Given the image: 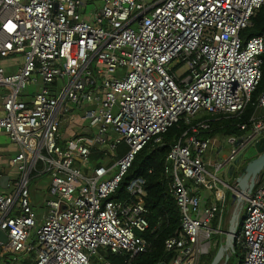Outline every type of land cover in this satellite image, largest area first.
Instances as JSON below:
<instances>
[{"label": "built area", "instance_id": "obj_1", "mask_svg": "<svg viewBox=\"0 0 264 264\" xmlns=\"http://www.w3.org/2000/svg\"><path fill=\"white\" fill-rule=\"evenodd\" d=\"M101 1L0 0V134L17 146L6 159L16 176L0 193L7 235L0 258L91 264L100 248L130 257L145 252L144 179L129 181L127 199L110 197L137 152L161 143L177 124L185 130L171 143L163 172L180 226L164 243L174 256L156 264H199L211 233L223 234L226 191L217 182L244 196L238 264H264V176L250 194L217 177L261 135L264 117L246 136H226L231 150L223 161L203 158L219 146L203 135L210 119L241 113L261 80L264 35L243 31L264 0ZM257 107L264 108V93ZM76 115L88 134L65 140L62 124ZM92 153L101 157L93 162ZM41 175L50 185L39 220L30 188ZM201 187L215 199L206 203Z\"/></svg>", "mask_w": 264, "mask_h": 264}, {"label": "trees", "instance_id": "obj_2", "mask_svg": "<svg viewBox=\"0 0 264 264\" xmlns=\"http://www.w3.org/2000/svg\"><path fill=\"white\" fill-rule=\"evenodd\" d=\"M254 24L251 28L243 31L244 36L264 35V5L261 6L256 16ZM262 77L252 93L250 102L244 110L234 115H217L210 119V129L203 132L205 136H213L217 133L224 135H236L238 137L245 136L251 131L253 123L257 120L254 114L257 109L258 97L264 93V54L262 55ZM245 123L244 129L240 128V124ZM185 128L177 124L172 125L163 135L161 143H147L141 148L134 157L131 166L122 178L116 192L111 195L112 199L125 200L128 197L126 186L129 181L135 177H142L144 183V206L146 212L144 216L149 222V229L143 234L149 241V248L142 253H138L133 257L128 254H114L108 249L100 248L98 254L90 258L91 264H156L157 262H169L174 256L173 252L165 249V240L174 235L180 226L179 208L175 202V198L168 190L167 178L163 172L166 155L170 149V145L174 139L178 138ZM264 135V130L262 131ZM125 151L123 145L118 147L117 155ZM101 155L92 153L91 160L95 162ZM247 161L243 163L241 168L245 166ZM264 176V170L262 171ZM210 198L207 203H210ZM216 219L212 225H216ZM221 235V234H220ZM221 241L217 242L214 247L206 253V260L199 264H209L215 255ZM239 260L242 259L241 252L235 247L233 254ZM233 255L228 259L226 264H231ZM7 257L0 258V264L7 263Z\"/></svg>", "mask_w": 264, "mask_h": 264}, {"label": "water", "instance_id": "obj_3", "mask_svg": "<svg viewBox=\"0 0 264 264\" xmlns=\"http://www.w3.org/2000/svg\"><path fill=\"white\" fill-rule=\"evenodd\" d=\"M239 142L240 140L237 141V143ZM253 147L257 152V156L250 159L245 164L235 181L236 187L240 191V193L246 192V194H250L256 180L262 176V171L264 170V135H261L254 140ZM8 179L9 178L7 176H4L2 178V180L5 182H7ZM1 185L4 186L3 183H1ZM233 197L236 198L235 209L231 212V215L227 222V227L225 226L226 229L224 228L223 230L224 238L221 241L215 255L213 256L209 264H221V262H223L222 264H226L228 259L235 252V235L238 231L239 224L242 219V211L245 207V202L239 194H235L233 195ZM239 202L240 208L236 212L235 210ZM0 241L3 243L7 242V235L1 229Z\"/></svg>", "mask_w": 264, "mask_h": 264}, {"label": "rangeland", "instance_id": "obj_4", "mask_svg": "<svg viewBox=\"0 0 264 264\" xmlns=\"http://www.w3.org/2000/svg\"><path fill=\"white\" fill-rule=\"evenodd\" d=\"M92 4H88L87 5V9L89 10ZM182 71V70H181ZM2 92V90L0 89V93ZM65 124H62V127ZM217 138H219V135H216ZM246 136V135H245ZM221 144H222V148L221 150L218 152L217 149L215 148H209L207 150L206 153H204L203 158L204 161L209 164V162H213L214 160H220L223 161V159L225 157H227L230 153L231 150V145L229 143H227V137L224 136L222 138L219 139ZM257 156V152L255 151L254 147H253V143L248 144V146L242 151L241 156L239 158V160L235 163H230L228 165H226L224 168H222L219 172H217V177L223 181L224 183L228 184L229 186H232L234 184V182L236 181L237 176L239 175L240 171H241V166L243 165V163L245 161H249L250 159L254 158ZM8 164H4V169L7 171L8 170ZM207 169L208 170H213L212 167H210L209 165H207ZM16 173H14V175L12 176V178H15ZM36 178H34L32 180V182L35 180ZM43 181H47V178L44 177L42 178ZM41 179L38 180V182L41 183ZM31 182V183H32ZM32 185V184H31ZM219 190H225L226 191V199H225V203L223 205V212H222V228L224 229L225 226L227 227V222L229 220V217L231 215V212L235 209V201L236 198L233 197L234 192L230 189L225 188L224 184L221 182H217V186H216ZM9 191V190H6ZM4 192V191H3ZM2 193V192H1ZM200 193L201 196L207 197V195H211V192H209L208 190H206L205 188L201 187L200 188ZM218 224L216 225H212V229H217ZM226 229V228H225ZM224 238L223 234H218V233H211L210 236V242H211V249L214 247V245L219 241H222ZM206 255L207 254H203L200 258L201 262H204L206 260ZM240 260L238 258H236V256L233 255V258L231 260V264H238ZM223 262H221L222 264Z\"/></svg>", "mask_w": 264, "mask_h": 264}, {"label": "crops", "instance_id": "obj_5", "mask_svg": "<svg viewBox=\"0 0 264 264\" xmlns=\"http://www.w3.org/2000/svg\"><path fill=\"white\" fill-rule=\"evenodd\" d=\"M101 4H102L101 0H93L94 6L100 7ZM1 94H2V92L0 93V95ZM260 117H264V108H261V107L258 108L257 107L256 112L254 114V118L257 119ZM84 127H85V122H83L76 115L74 121L70 120V121L66 122L65 125L63 126V133H62L63 138L65 140H67L73 135L76 136V135L88 134L87 132H85L83 130ZM216 135H219V138H217ZM261 135H263V133H261ZM224 136H226V135H224L223 133H217V134L212 136L214 138V141L217 142L219 144V146L221 145V148H222V144H221L219 139L224 137ZM219 146H212V147L217 149V151L219 152V149H218ZM16 148H17V146L14 143H12L11 141H9L5 135L0 134V193L3 191L5 192L8 189L7 188L8 184L10 183V180L12 179V176L15 173V170H13L9 167H8V170L6 171L4 169V164H6V159L8 158V156L10 154H13L16 151ZM4 176H7L9 178L7 182L2 180V178ZM44 177L47 178V181H45V182L42 179ZM39 179L42 180L41 183L38 182ZM1 183H3L5 187L2 186ZM31 184L32 185L30 188V199H31L32 205H33V207L37 213V216L39 217L38 219L41 220L47 212V207H46L45 201L48 198L50 178L46 175L37 176L36 179ZM209 198H210V201L215 199L214 196H212V194H211V195H207V197H204V201H206V203H207L209 201Z\"/></svg>", "mask_w": 264, "mask_h": 264}, {"label": "bare ground", "instance_id": "obj_6", "mask_svg": "<svg viewBox=\"0 0 264 264\" xmlns=\"http://www.w3.org/2000/svg\"><path fill=\"white\" fill-rule=\"evenodd\" d=\"M242 198L244 197V196H241ZM241 202V201H240ZM240 202L238 203V205H237V208H236V212L239 210V208H240Z\"/></svg>", "mask_w": 264, "mask_h": 264}]
</instances>
